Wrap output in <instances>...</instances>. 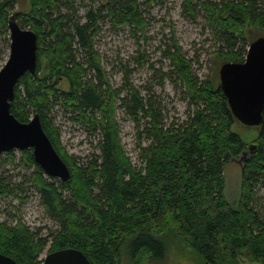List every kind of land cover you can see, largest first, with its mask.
Wrapping results in <instances>:
<instances>
[{
  "label": "trees",
  "instance_id": "1",
  "mask_svg": "<svg viewBox=\"0 0 264 264\" xmlns=\"http://www.w3.org/2000/svg\"><path fill=\"white\" fill-rule=\"evenodd\" d=\"M164 1L27 0V9L15 10L19 0H0L5 51L11 15L37 35L36 70L15 84L10 112L20 122L37 114L70 172L66 181L45 175L26 148L18 151L22 178L11 183L3 163L13 164L16 150L0 154V197L22 204L32 190L55 224L43 234L16 214L0 220L1 254L18 264H40L46 246L48 252L72 247L92 264H158L167 258L166 237L172 235L198 264L264 259V202L258 195L264 189V109L259 126L241 124L221 90L218 70L199 74L196 61L176 43L161 52L166 72L153 63L149 67L180 90L188 107L183 119L164 116L151 88L141 94L126 79L122 88L107 79L95 48L101 25L126 27L139 42L146 39L145 15ZM181 7L191 18L201 11L212 37L223 43L213 52L220 64L243 62L249 43L264 36V0H183ZM144 58L138 51L136 59ZM117 108L135 124L139 166L121 143ZM57 109L97 136V153L82 158L65 150L53 116ZM237 125L258 129L249 148L234 130ZM240 156L239 197L232 206L224 193V170Z\"/></svg>",
  "mask_w": 264,
  "mask_h": 264
},
{
  "label": "rangeland",
  "instance_id": "2",
  "mask_svg": "<svg viewBox=\"0 0 264 264\" xmlns=\"http://www.w3.org/2000/svg\"><path fill=\"white\" fill-rule=\"evenodd\" d=\"M182 1L165 0L162 5H154L150 9V14L145 15L148 21L145 31L146 39L140 36L139 42H136L137 38H134L126 27L112 29L109 23H106L101 25L102 29L95 44L103 67L106 69L110 85L113 88H122L126 79L128 85L139 90L141 94H146L148 88H151V92L155 94L161 106L162 114L169 117L170 120L172 118L183 119L187 114L188 107L186 102L181 99L180 90L175 89L165 76L162 78L159 77V73H153L149 63H153L155 68H162V71L166 72L168 67L166 61L162 59L161 52L164 48L176 43L186 57L196 61L195 64L193 61V67L199 74H212L222 64L213 52L223 43L216 42L212 37L201 11H198L193 18L182 13ZM27 6V0H19L14 8L15 10H24L27 9ZM0 48V51L4 52L2 54L4 61L0 62L2 66L8 56L9 47L5 51L3 44L0 43ZM138 51L143 52L146 61L139 62L136 59ZM62 87L65 88L66 85L63 84ZM126 92L127 90L124 89L119 93L122 95ZM116 115L123 148L132 161L139 166L140 161L137 158L139 139L135 124L122 108L116 109ZM53 116L55 125L60 130L61 144L69 154L84 158L91 152L97 153L94 147L97 140L96 135L90 133L86 127L69 119V115L64 114L61 109L53 112ZM143 122L144 120H142V124ZM234 130L246 141L248 148L252 144L253 137L258 133L257 128L249 129L242 125L235 126ZM15 155L17 158L13 164L5 161L3 163L5 165L4 173L9 176L11 183L19 182L24 173V168L17 164L18 150ZM241 160V156L233 159L224 170V193L232 206L237 205L239 197ZM0 162L2 161L0 160ZM24 187L25 189L29 188V184L25 183ZM26 195L27 199L22 204L18 198L13 196L0 197V220L16 214L30 227L40 228L43 234L54 229L55 224L46 216L38 195L32 190H28ZM258 195L263 197L264 202V189H261ZM166 240L168 255L166 260L159 261L160 264H198L190 248L183 242L172 235H168ZM48 249L49 247L46 246L41 258L45 256ZM239 264H264V259L251 261L241 257Z\"/></svg>",
  "mask_w": 264,
  "mask_h": 264
},
{
  "label": "water",
  "instance_id": "3",
  "mask_svg": "<svg viewBox=\"0 0 264 264\" xmlns=\"http://www.w3.org/2000/svg\"><path fill=\"white\" fill-rule=\"evenodd\" d=\"M8 31V56L0 67V154L30 148L45 175L66 181L69 169L44 132L38 115L20 122L10 112L15 84L25 72L36 70L37 35L30 28H22L13 15L8 20ZM218 77L234 117L246 126H259L264 109V36L250 42L243 62H223ZM0 264L18 263L0 253ZM40 264L92 263L82 251L65 247L47 252Z\"/></svg>",
  "mask_w": 264,
  "mask_h": 264
},
{
  "label": "bare ground",
  "instance_id": "4",
  "mask_svg": "<svg viewBox=\"0 0 264 264\" xmlns=\"http://www.w3.org/2000/svg\"><path fill=\"white\" fill-rule=\"evenodd\" d=\"M248 49V48H247ZM245 59V58H244ZM243 156V155H242Z\"/></svg>",
  "mask_w": 264,
  "mask_h": 264
}]
</instances>
